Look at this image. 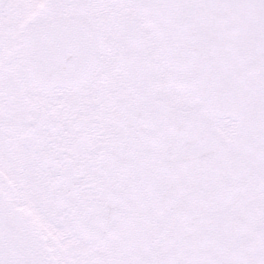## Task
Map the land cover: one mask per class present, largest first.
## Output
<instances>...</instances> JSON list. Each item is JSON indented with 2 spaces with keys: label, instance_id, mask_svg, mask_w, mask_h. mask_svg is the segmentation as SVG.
Masks as SVG:
<instances>
[{
  "label": "snow or ice",
  "instance_id": "1",
  "mask_svg": "<svg viewBox=\"0 0 264 264\" xmlns=\"http://www.w3.org/2000/svg\"><path fill=\"white\" fill-rule=\"evenodd\" d=\"M0 264H264V0H0Z\"/></svg>",
  "mask_w": 264,
  "mask_h": 264
}]
</instances>
